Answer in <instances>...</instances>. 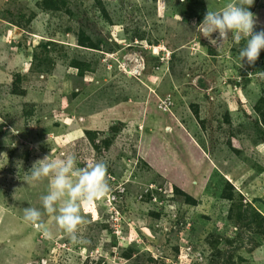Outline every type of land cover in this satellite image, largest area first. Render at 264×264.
I'll use <instances>...</instances> for the list:
<instances>
[{"label":"rangeland","instance_id":"1","mask_svg":"<svg viewBox=\"0 0 264 264\" xmlns=\"http://www.w3.org/2000/svg\"><path fill=\"white\" fill-rule=\"evenodd\" d=\"M229 2L0 0V264H264V58L198 27ZM71 154L111 189L75 243L24 220Z\"/></svg>","mask_w":264,"mask_h":264},{"label":"clouds","instance_id":"2","mask_svg":"<svg viewBox=\"0 0 264 264\" xmlns=\"http://www.w3.org/2000/svg\"><path fill=\"white\" fill-rule=\"evenodd\" d=\"M253 4L254 0H230L222 11L208 10L198 26L201 35L212 44L226 41L230 36L235 45L244 41V47L239 51V67H243L245 60L249 65L255 64L264 49V30L254 32L256 20L249 10ZM214 33L217 34L215 39ZM49 156L36 161L26 179L27 183L49 180L47 194L41 197L43 212L35 207H25L24 220L43 229L42 216L46 213L75 243L86 223L82 205L103 199L111 191L107 164L100 161L77 167L75 154L62 159H50Z\"/></svg>","mask_w":264,"mask_h":264},{"label":"trees","instance_id":"3","mask_svg":"<svg viewBox=\"0 0 264 264\" xmlns=\"http://www.w3.org/2000/svg\"><path fill=\"white\" fill-rule=\"evenodd\" d=\"M48 1H51V0H43V3H46V2H48ZM81 45H84L83 43H81ZM88 46V45H87ZM89 47H92V46H89ZM260 55H261V57L262 58H264V53H262V50H261V52H260ZM261 113V112H260ZM262 114V113H261ZM263 115V114H262ZM264 116V115H263ZM227 195H230V194H227Z\"/></svg>","mask_w":264,"mask_h":264},{"label":"built area","instance_id":"4","mask_svg":"<svg viewBox=\"0 0 264 264\" xmlns=\"http://www.w3.org/2000/svg\"><path fill=\"white\" fill-rule=\"evenodd\" d=\"M44 262H41V264H43Z\"/></svg>","mask_w":264,"mask_h":264}]
</instances>
